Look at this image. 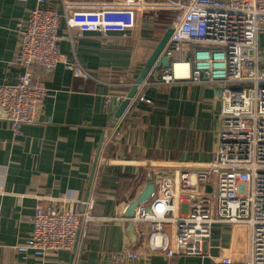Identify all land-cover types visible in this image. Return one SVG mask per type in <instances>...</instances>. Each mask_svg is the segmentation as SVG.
<instances>
[{
  "label": "crops",
  "instance_id": "1",
  "mask_svg": "<svg viewBox=\"0 0 264 264\" xmlns=\"http://www.w3.org/2000/svg\"><path fill=\"white\" fill-rule=\"evenodd\" d=\"M108 1L113 0H45V4L61 14L63 2L78 7ZM34 3L0 0V85L15 83L21 72L14 63L15 26ZM168 14L137 12L133 28L105 34L67 29L60 21V61L48 72L33 69L47 90L35 122L13 135L0 120V264H109L111 253L123 249L138 252L143 264H211L206 255L166 257L150 252L140 226L129 230L126 222L118 220L87 223L70 250L37 257L14 248L28 237L37 204L75 199L79 216L87 202L95 216L123 214L148 174L157 182L173 169H200L212 160L219 128V87L192 81L156 84L161 70L155 76L150 70L140 89L148 102L136 100L126 106L106 150L107 162L97 166L98 147L116 118L108 115L111 101L125 98L167 27ZM69 63L89 77L74 76L64 66ZM227 239L226 228L214 227L205 246L208 254H218Z\"/></svg>",
  "mask_w": 264,
  "mask_h": 264
},
{
  "label": "built area",
  "instance_id": "2",
  "mask_svg": "<svg viewBox=\"0 0 264 264\" xmlns=\"http://www.w3.org/2000/svg\"><path fill=\"white\" fill-rule=\"evenodd\" d=\"M45 3L35 0L26 18L16 24L14 63L21 72L15 83L0 85V120L13 135L35 122L47 96L33 69L48 72L60 61L61 20L67 29L105 34L133 28L137 12L142 11L167 12L171 17L167 25L171 33L161 49L168 67L161 69L154 83L217 85L219 128L207 166L173 169L159 177L149 199L138 204L132 216H95L90 202L79 216L75 199L37 204L28 237L15 250L37 257L70 250L87 223L118 220L139 225L147 250L166 257L206 255L211 264H264V48L259 39L264 36V0H113L78 7L63 2L61 14ZM182 53L188 55L179 58ZM64 66L74 76L89 77L77 65ZM144 84L136 85L127 107L136 100L148 102L140 91ZM125 108L98 147L97 166L107 162L104 156ZM216 226L228 230V239L218 254L210 256L205 246ZM140 258L138 252L123 249L111 253L109 264H143Z\"/></svg>",
  "mask_w": 264,
  "mask_h": 264
},
{
  "label": "water",
  "instance_id": "3",
  "mask_svg": "<svg viewBox=\"0 0 264 264\" xmlns=\"http://www.w3.org/2000/svg\"><path fill=\"white\" fill-rule=\"evenodd\" d=\"M170 33H171V28L166 27L161 37L159 38L157 44L151 51L149 57L145 61L143 68L138 72L136 78L133 80L128 92L125 95V98L120 101H117L115 99L111 101L112 112L110 111L108 113L109 116L112 114V117L115 118L121 114V112L127 105L128 98L132 97V95L134 94L136 85H138L145 79V76L150 70H154V76H155L157 75L158 71L168 67L169 59L161 54V49L163 48L165 42L167 41V38L169 37ZM153 189H154V183L152 181L151 174H148V179L145 182L143 188L125 206L123 211V216L125 217L132 216L134 208L138 204L147 201L151 193L153 192ZM127 228L129 230H132V224L127 223Z\"/></svg>",
  "mask_w": 264,
  "mask_h": 264
},
{
  "label": "rangeland",
  "instance_id": "4",
  "mask_svg": "<svg viewBox=\"0 0 264 264\" xmlns=\"http://www.w3.org/2000/svg\"><path fill=\"white\" fill-rule=\"evenodd\" d=\"M169 16H168V20H169V22H170V14H168ZM260 47L263 49L264 48V36L263 35H261L260 36ZM213 243V242H212Z\"/></svg>",
  "mask_w": 264,
  "mask_h": 264
},
{
  "label": "bare ground",
  "instance_id": "5",
  "mask_svg": "<svg viewBox=\"0 0 264 264\" xmlns=\"http://www.w3.org/2000/svg\"><path fill=\"white\" fill-rule=\"evenodd\" d=\"M179 71L182 73L183 72V69L182 68H179Z\"/></svg>",
  "mask_w": 264,
  "mask_h": 264
}]
</instances>
